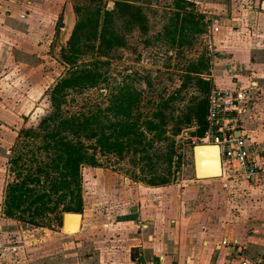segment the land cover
<instances>
[{"label":"rangeland","instance_id":"obj_1","mask_svg":"<svg viewBox=\"0 0 264 264\" xmlns=\"http://www.w3.org/2000/svg\"><path fill=\"white\" fill-rule=\"evenodd\" d=\"M76 3L88 5L90 1L76 0ZM60 4L58 15L53 17L51 25L43 27V35L36 41L0 43V47L8 53L5 59H0V107L12 112L13 119L17 121L13 122L12 129L0 127V130L8 132L6 136H10L0 139V250L9 254L8 258L1 256L0 263L31 264L35 258L32 249L36 247V242H48V238L43 237L55 234L56 241L70 247L66 251V259L58 264H83L85 257H93V263L101 264L102 247L106 244L135 243L131 237V234L135 235V210L140 212L141 217L151 213L155 205L150 198L155 194V197L163 195L174 200L178 213L174 211L171 225L178 228L177 238L181 244H191L188 248L184 246L183 250H180L183 245L179 244L176 250L169 253L171 259L176 254L181 256V264H264V183L249 184L240 178L228 179L224 176L197 179L193 158V147L197 144L190 143L193 131L197 129L195 126L183 129L179 134L183 136L176 138L179 141L176 140L177 154L170 184L172 190L165 194L163 190H154L155 186H149L148 193L142 194L148 185L135 178L141 174L140 167L135 166L131 158L122 159L114 152L103 155L104 150L95 139H83L88 152L96 153L103 164L83 169L84 208L80 212L83 222L79 233L66 234L62 231L64 212L60 210L49 217L45 226L9 219L4 215L5 189L17 176L11 163V159L18 155L19 149L15 153L12 150L17 136L22 128L35 126L43 115L51 109L55 110L52 89L68 72L60 61V48L66 46L78 16L72 0H60ZM65 6L71 15V28L64 42L55 50L53 44ZM112 7L113 3L109 1L107 8ZM144 10L149 18V34L137 31L129 34L128 46L101 66L105 82L68 95L59 114L65 117L99 115L106 124L118 119L129 120L147 133V123L154 120L153 114L161 101L179 89L189 65L203 57L208 58L209 76L213 81L216 61L210 49L209 31L215 23V15L211 14L209 5H189L181 9L189 15L184 18L181 15L179 20L175 15L178 10L174 0H154L153 5ZM91 59L89 54L78 64L89 63ZM219 77L220 73L218 81ZM255 81L260 86L259 78ZM253 91L251 97L256 101L254 95L257 98L261 91L258 88ZM193 94L194 89L190 87L185 101L178 99L176 107L187 103ZM263 108L253 101L244 113V125L249 120L263 121ZM105 130L107 133L112 131L109 128ZM45 141L43 137L22 138L19 141L20 149L28 143L23 149L27 153L28 166L36 167L39 165L36 159H45L47 153L43 149L38 150ZM136 182L138 185H135ZM123 230L127 235L125 237L122 236ZM225 237L236 239L240 252L228 254L224 249L216 250L215 243ZM131 253H135V248ZM102 263L108 262L104 259ZM44 264L48 263L45 261Z\"/></svg>","mask_w":264,"mask_h":264},{"label":"trees","instance_id":"obj_2","mask_svg":"<svg viewBox=\"0 0 264 264\" xmlns=\"http://www.w3.org/2000/svg\"><path fill=\"white\" fill-rule=\"evenodd\" d=\"M72 1L78 18L66 46L60 48V61L68 72L52 89L55 110L43 115L35 126L20 130L12 149L13 153L19 149L18 155L11 159L17 176L5 190V216L36 226H45L49 217L59 210L83 211V169L103 164L96 153L88 152L83 139H95L104 150L103 155L114 152L122 159L131 158L135 166L140 167L141 174L136 179L148 186L163 187L173 181L177 136L193 126L197 127L193 136L202 137L206 130L208 94L213 81L209 76L210 60L205 57L189 65L179 89L161 101L153 114L154 120L147 123V133L129 120L118 119L106 124L99 115L65 117L59 114L68 95L105 82L101 66L128 46L129 34L133 31L149 34L150 23L144 8L154 2L88 0V5H79L76 0ZM109 1L113 3L112 9L107 8ZM174 1L178 20L181 15L183 18L189 15L181 9L195 4L188 0ZM89 54L92 58L89 63L79 65ZM190 87L195 94L183 106L176 107L178 99L185 101ZM105 128L112 131L107 133ZM39 137L46 141L38 150L43 149L47 156L44 160L36 159L39 164L36 167L28 166L27 153L23 151L28 143L22 149L18 143L22 138Z\"/></svg>","mask_w":264,"mask_h":264},{"label":"crops","instance_id":"obj_3","mask_svg":"<svg viewBox=\"0 0 264 264\" xmlns=\"http://www.w3.org/2000/svg\"><path fill=\"white\" fill-rule=\"evenodd\" d=\"M188 1L195 4L209 5L211 14L215 15H213L215 21L213 25L219 28L213 34L211 33L212 27L209 31V39H211L213 47H216H214L215 51L219 55L215 59L216 63L213 67V84L220 87H233L239 83L246 90L247 96L251 100L250 104L254 101L257 102L258 106L263 107L264 0ZM59 5H61L60 0H0V43L7 45L8 42L11 43L13 40L23 43L36 41L43 35V27L51 25L53 17L58 15ZM224 9L225 13L221 14ZM7 55V50L0 47V59ZM218 73H220L219 81L217 80ZM256 78H259L260 86L255 81ZM0 86H2V83ZM255 88L261 91L257 98L254 95V98L257 99L256 101L251 97V93H254L253 89ZM11 114L12 112H6L0 107V127L4 126L9 129L14 127L13 122L15 120ZM255 115L257 114L255 113ZM262 120L260 123L249 120L244 125L243 119L242 134L246 135L253 147H258L264 156V119ZM6 135H8L7 131L0 130V139H8L10 137ZM0 147L2 148V146ZM240 179L249 184L264 183V172L255 181ZM137 183L135 185H138ZM150 188L149 186L144 187L142 194L148 193ZM153 188L154 190H163V194H165L172 190V185ZM153 195L150 201L155 207L152 208L151 213L141 217L140 212L135 210V235L131 234V237L135 239V243L104 244L101 256L102 260L106 259L107 264H181V256L174 254V260L169 255L173 249L176 250L181 244L177 238L179 235L178 228L171 225V218L175 211L176 203L169 197L163 195L162 197H155V194ZM175 213L178 212L175 211ZM139 221L144 223L145 226H140L138 224ZM182 223L183 220L180 221V224ZM61 225L63 226V217ZM122 232L123 237L127 236L124 230ZM56 236L52 234L49 237H43L48 238V242H36V247L32 249L35 252V258L31 264H44L45 261L48 264H58L60 260L66 259V251L70 250V247L56 241ZM223 239L235 243L233 251H228L225 247H217V244ZM223 239L215 243L216 250L224 249L228 254L240 252V246L236 239L230 240L227 237ZM181 245L183 246L180 247V250H183L184 246L188 248L191 244L189 245L185 242V244L182 243ZM132 248H135L134 254L131 253ZM0 251V258L1 256L3 258L9 257L5 250ZM91 258L93 257H85L83 264H95ZM102 260L101 264H103Z\"/></svg>","mask_w":264,"mask_h":264},{"label":"built area","instance_id":"obj_4","mask_svg":"<svg viewBox=\"0 0 264 264\" xmlns=\"http://www.w3.org/2000/svg\"><path fill=\"white\" fill-rule=\"evenodd\" d=\"M218 30L216 25H212V34ZM210 49L213 59H217L219 55L212 41ZM250 101L246 90L239 83L233 87L213 84L208 94L205 133L202 137L193 136L190 139L192 145L204 143L219 146L223 175L229 179L242 178L255 181L264 172L262 151L258 147H253L249 138L242 134L243 115ZM178 136L179 139L183 135ZM138 224L145 226L141 221ZM217 247H225L228 251H233L235 243L223 239Z\"/></svg>","mask_w":264,"mask_h":264},{"label":"water","instance_id":"obj_5","mask_svg":"<svg viewBox=\"0 0 264 264\" xmlns=\"http://www.w3.org/2000/svg\"><path fill=\"white\" fill-rule=\"evenodd\" d=\"M61 24L60 27L58 29V33H57V39L54 41L53 47L55 48V50L61 46V44L64 42L65 37L68 34L69 29L71 28V15L70 12L68 10V7L65 6L62 16H61ZM201 147H207L213 150L214 147H217L218 150L217 152H215L213 154V161L216 163V167H204L200 168L198 163H197V152ZM193 158H194V173H195V177L197 179H211V178H217V177H222L223 175V167H222V160H221V152H220V148L218 145L216 144H204V143H200L197 144L193 147ZM220 173V174H218ZM71 215H77L79 217V224H78V230H76V233H78L81 230V226H82V220H83V214L80 212H65L63 214V226L62 229L65 230L66 229V218L68 216Z\"/></svg>","mask_w":264,"mask_h":264},{"label":"bare ground","instance_id":"obj_6","mask_svg":"<svg viewBox=\"0 0 264 264\" xmlns=\"http://www.w3.org/2000/svg\"><path fill=\"white\" fill-rule=\"evenodd\" d=\"M217 150V147H214L213 150L207 147H201L197 152V163L199 167L203 169L206 166L209 168L216 167V163L212 160V156L215 152H217ZM78 224L79 217L77 215H69L66 218V229L64 230V232L67 234L75 233L76 230H78Z\"/></svg>","mask_w":264,"mask_h":264}]
</instances>
